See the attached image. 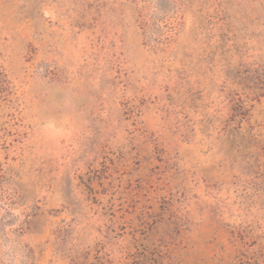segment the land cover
<instances>
[{
    "label": "rangeland",
    "instance_id": "374dc122",
    "mask_svg": "<svg viewBox=\"0 0 264 264\" xmlns=\"http://www.w3.org/2000/svg\"><path fill=\"white\" fill-rule=\"evenodd\" d=\"M233 100L264 158V0H0V264H67L65 225L93 264H264Z\"/></svg>",
    "mask_w": 264,
    "mask_h": 264
},
{
    "label": "trees",
    "instance_id": "16d2710c",
    "mask_svg": "<svg viewBox=\"0 0 264 264\" xmlns=\"http://www.w3.org/2000/svg\"><path fill=\"white\" fill-rule=\"evenodd\" d=\"M233 104L223 119L218 121L217 126L218 135L224 138L221 170L230 178H264V163H261L264 159L263 151L255 149L256 151L252 153L250 150L252 146L247 141L249 136L245 137L241 128V122L245 120L246 115L239 112L242 103L233 100ZM71 232L70 225L58 228L54 244L56 253L65 259L67 264H93L90 262L88 251L81 252L75 243L70 242Z\"/></svg>",
    "mask_w": 264,
    "mask_h": 264
}]
</instances>
